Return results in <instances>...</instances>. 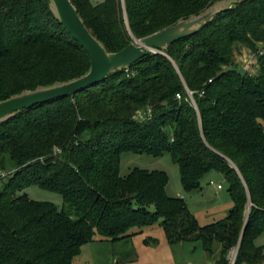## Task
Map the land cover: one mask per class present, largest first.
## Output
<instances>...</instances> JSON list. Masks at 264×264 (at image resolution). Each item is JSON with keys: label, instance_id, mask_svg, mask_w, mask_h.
I'll list each match as a JSON object with an SVG mask.
<instances>
[{"label": "trees", "instance_id": "16d2710c", "mask_svg": "<svg viewBox=\"0 0 264 264\" xmlns=\"http://www.w3.org/2000/svg\"><path fill=\"white\" fill-rule=\"evenodd\" d=\"M71 1L93 36L118 53L222 0ZM236 43L259 56L257 76L233 67ZM259 45L264 0H244L166 55L149 52L94 87L0 125V173H9L0 190V264H74L86 244L115 243L158 222L169 244L199 241L212 255L220 243L217 264H232L234 249V264H262L264 247L255 244L264 232ZM90 68L50 0H0V102L79 79ZM149 111L150 119H137ZM129 152L169 154L186 193L199 190L209 173L222 174L233 208L224 220L201 226L182 197L168 196L165 172L120 175ZM34 185L59 193L64 208L18 195Z\"/></svg>", "mask_w": 264, "mask_h": 264}, {"label": "rangeland", "instance_id": "374dc122", "mask_svg": "<svg viewBox=\"0 0 264 264\" xmlns=\"http://www.w3.org/2000/svg\"><path fill=\"white\" fill-rule=\"evenodd\" d=\"M91 1L94 4H99L105 0ZM228 1L235 2L232 6L234 9L244 0H222L214 6L224 8ZM261 46L259 45V49ZM158 51H161L162 55H166V51ZM258 63L259 56L257 54H254L243 44L236 43L233 64L236 70L250 76H257L260 72ZM139 120L142 119L139 118ZM167 131L170 135L172 134L170 129ZM135 168L148 172H165L169 176L168 196L182 197L190 213L201 226L224 220L233 208V202L228 193V182L218 172L206 175L201 181L199 190L186 193L181 185L179 167L167 153L160 157L124 153L121 156L120 175L126 177ZM212 181L213 184H211ZM6 182L7 179L2 180L0 190ZM219 185L223 187L221 190L218 189ZM24 194L33 201L51 203L59 210L64 208L63 197L57 192L47 191L34 185L18 193L19 196ZM255 244L258 247H264V232L257 238ZM212 250L213 254L210 255L199 241L169 244L164 229L158 222L145 228L142 233L115 243L97 240L86 244L82 247L81 254L75 259L74 264H217L221 257L222 245L215 242ZM237 253L238 249H234L229 254L232 264H234Z\"/></svg>", "mask_w": 264, "mask_h": 264}, {"label": "water", "instance_id": "95a60500", "mask_svg": "<svg viewBox=\"0 0 264 264\" xmlns=\"http://www.w3.org/2000/svg\"><path fill=\"white\" fill-rule=\"evenodd\" d=\"M50 1L51 9L58 20L73 39L88 53L91 62L90 71L83 77L71 82L38 89L34 92H25L0 102V125L23 110L57 99L73 97L94 87L103 82L109 75L129 69L154 49L166 51L173 43L201 32L223 11L232 9L235 3L234 1H228L224 8L214 6L197 17L187 21H180L177 25L155 33L143 40L134 39L124 50L118 53H109L88 30L71 0Z\"/></svg>", "mask_w": 264, "mask_h": 264}, {"label": "built area", "instance_id": "2783aa9c", "mask_svg": "<svg viewBox=\"0 0 264 264\" xmlns=\"http://www.w3.org/2000/svg\"><path fill=\"white\" fill-rule=\"evenodd\" d=\"M122 1H124V0H122ZM151 53L161 54L162 52L158 51V50H152ZM259 53L264 54V45H262L261 48L259 49ZM177 97H178V99L181 98L180 95H178ZM150 117H151V112L149 111L147 114L146 113H139L137 118L138 119L140 118L142 120H146V119H150ZM8 177H9V173H5V172L0 173V182L4 179H7ZM211 184H213V182H211ZM218 188L221 189L222 186L219 185Z\"/></svg>", "mask_w": 264, "mask_h": 264}, {"label": "crops", "instance_id": "0c3cea01", "mask_svg": "<svg viewBox=\"0 0 264 264\" xmlns=\"http://www.w3.org/2000/svg\"><path fill=\"white\" fill-rule=\"evenodd\" d=\"M212 182H213V181H212ZM222 188H223V187H222ZM222 188H221V189H222ZM218 189H219V188H218ZM221 189H220V190H221Z\"/></svg>", "mask_w": 264, "mask_h": 264}]
</instances>
